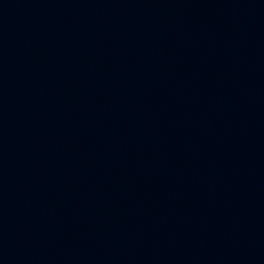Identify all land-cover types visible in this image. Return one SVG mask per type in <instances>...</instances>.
<instances>
[{"label":"water","instance_id":"water-1","mask_svg":"<svg viewBox=\"0 0 264 264\" xmlns=\"http://www.w3.org/2000/svg\"><path fill=\"white\" fill-rule=\"evenodd\" d=\"M0 264H264V0H0Z\"/></svg>","mask_w":264,"mask_h":264}]
</instances>
